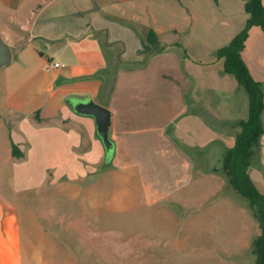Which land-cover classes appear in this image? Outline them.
I'll list each match as a JSON object with an SVG mask.
<instances>
[{
  "label": "crops",
  "instance_id": "crops-1",
  "mask_svg": "<svg viewBox=\"0 0 264 264\" xmlns=\"http://www.w3.org/2000/svg\"><path fill=\"white\" fill-rule=\"evenodd\" d=\"M151 2L0 0V35L12 54L4 72L8 91L23 86L34 91L40 84L50 90L44 103L31 109L6 105L15 117L8 125V139L0 141V170L8 162L15 172H39V180L15 179L10 191L0 181V264H83L62 230L77 233L88 254L98 253L96 262L99 252L117 260L118 247L129 254L137 242L147 250L154 244L146 235L150 206L203 177L217 180V188L227 185L221 160L234 143L236 121L248 114L247 93L242 102L237 93L242 86L223 71V58L215 54L232 35L211 48L216 67L206 70L193 61L189 68L183 52L169 43L173 39L163 37L166 27L176 28L175 22L166 25L153 13L151 19L142 17V10L152 12ZM149 27L158 33L162 48L150 50L145 41ZM119 40L136 41L135 53L145 47L148 51L134 61L110 64V57L119 58L118 52L111 54ZM241 56L264 88L260 25L249 27ZM48 61L64 65L46 70ZM101 69L107 71L104 81L99 78ZM34 93L39 96V91ZM87 99L110 110L109 150L94 117L74 109L75 102ZM261 121L258 153L248 170L264 194V105ZM53 128L52 136L47 131ZM12 143L21 155L12 154ZM209 143H214L211 148ZM213 154L219 166L205 167ZM199 170L212 173L200 176ZM199 196L193 195L192 202ZM225 197L219 198L223 206L215 208L226 216L231 213ZM88 230L89 242L83 239ZM166 244L165 251L181 249L177 241Z\"/></svg>",
  "mask_w": 264,
  "mask_h": 264
},
{
  "label": "rangeland",
  "instance_id": "rangeland-1",
  "mask_svg": "<svg viewBox=\"0 0 264 264\" xmlns=\"http://www.w3.org/2000/svg\"><path fill=\"white\" fill-rule=\"evenodd\" d=\"M152 1V12L142 10V17L151 19L153 13L164 19L166 25L169 21L175 22L174 26L176 28L170 29L173 26L166 27L167 30L163 31V37L166 39L172 38L173 41L169 43L174 45V49L179 53L183 52V49L185 50L183 53L184 62L187 67L190 66L189 68L192 67L193 61L206 70L216 67L214 62L211 63L216 58L211 48L220 42H226L227 35L233 36L237 33L244 26L248 15L243 7L244 0ZM136 19L142 20V18ZM136 19L134 22L138 23ZM175 30L177 31L175 32ZM135 42L133 40L125 42V44L120 40L115 42L112 46L114 51L112 50L111 54L118 52L119 58L110 57L109 63H128L134 61L136 57H140L143 52L148 51V48L145 47V51L135 53L132 47ZM160 45H163V43ZM119 54L123 59L120 58ZM5 66L3 65L0 69V141L8 139V125L15 117V115L8 113L6 105L8 103L18 104L21 105L22 109L28 110L39 103H44L50 91L44 89L43 84H40L37 90H34L39 91V96L35 97L31 94L34 91L30 86L18 87V91H8L7 76L4 74L7 68ZM111 67L113 68V66ZM99 78L104 81L107 78V71L104 69L99 70ZM53 90L54 86L51 91ZM237 93L238 96H241L243 102L246 98L244 88L239 87ZM241 113L245 114L246 112L242 109ZM235 126L238 127L236 124ZM48 132L53 136L56 129H50ZM41 134L44 136L45 142L48 143L46 134ZM213 144L209 143L208 147L211 148ZM0 150L2 151V149ZM65 160L68 161L69 156ZM1 163V166H3V162ZM219 163L213 154L208 157L204 166L207 167L209 164L219 166ZM9 165L11 163H5V170H0V181L5 185L3 189L7 191L13 189L15 179L24 180L25 183L28 180L30 183L39 180V172H15L9 170ZM40 173H46L47 175L49 172ZM59 173L58 171L50 172V175L53 176V174ZM207 173L212 172L199 170L197 174L202 176ZM212 178L203 177L200 179L203 180L200 183L196 179L185 189L175 193L173 198L156 202V204L149 207L146 235L154 244L147 250L143 248L141 243L137 242L134 251H130L129 254L125 251V247H118L119 252L114 253L117 260L109 259L106 255L108 253L99 252V262H96L95 257L98 256V253L88 254L86 252L87 245L80 242L77 233L74 234L66 230H62V233L77 249L83 264H254L255 256L252 253V241L259 233L256 217L245 199L231 186L226 185L217 188V180ZM193 195H200V200L192 202ZM224 196H226L228 209L230 207V212L227 211V213H231L226 216L215 208L223 206L219 198L223 200ZM88 233L89 235H83L84 241L87 242L92 240V236H90L92 231L88 230ZM245 233H247L246 236ZM245 238H247L246 242H244ZM168 240H172L174 244L176 241L179 242L181 249L176 253L169 250L165 251L169 248L166 244ZM112 244L117 246L114 241ZM117 256H119V259Z\"/></svg>",
  "mask_w": 264,
  "mask_h": 264
},
{
  "label": "trees",
  "instance_id": "trees-1",
  "mask_svg": "<svg viewBox=\"0 0 264 264\" xmlns=\"http://www.w3.org/2000/svg\"><path fill=\"white\" fill-rule=\"evenodd\" d=\"M243 7L248 14L244 26L215 50L216 56L223 58V71L231 73L248 96L247 117L235 123L239 130L235 134L233 145L223 154L221 171L226 184L245 199L256 217L259 233L252 241V253L255 256L254 264H264V194L253 183L248 172L252 159L257 156L258 137L263 131L261 111L264 105V88L260 81L253 78L241 56L249 27L258 24L264 29V5L262 0H244ZM146 41L151 45V51L163 47L158 33L152 27L148 28ZM11 152L15 156L22 153L15 143H12Z\"/></svg>",
  "mask_w": 264,
  "mask_h": 264
},
{
  "label": "water",
  "instance_id": "water-1",
  "mask_svg": "<svg viewBox=\"0 0 264 264\" xmlns=\"http://www.w3.org/2000/svg\"><path fill=\"white\" fill-rule=\"evenodd\" d=\"M11 48L9 42L0 35V67L9 64L11 60ZM77 112L91 114L94 117L96 130L107 150L111 147L109 138L110 110L101 103L92 99L80 100L74 103Z\"/></svg>",
  "mask_w": 264,
  "mask_h": 264
},
{
  "label": "built area",
  "instance_id": "built-area-1",
  "mask_svg": "<svg viewBox=\"0 0 264 264\" xmlns=\"http://www.w3.org/2000/svg\"><path fill=\"white\" fill-rule=\"evenodd\" d=\"M61 65H64V64L59 62V61H48L46 66H45V69L49 70L52 67H57V66H61Z\"/></svg>",
  "mask_w": 264,
  "mask_h": 264
}]
</instances>
